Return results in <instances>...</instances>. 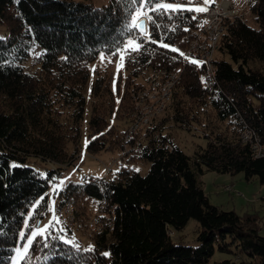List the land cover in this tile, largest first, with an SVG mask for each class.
Listing matches in <instances>:
<instances>
[{
  "label": "trees",
  "instance_id": "1",
  "mask_svg": "<svg viewBox=\"0 0 264 264\" xmlns=\"http://www.w3.org/2000/svg\"><path fill=\"white\" fill-rule=\"evenodd\" d=\"M137 7L131 0L100 6L85 0H0V25L5 28L0 36V264H9L26 219L25 234L43 216L49 182L79 152L88 63L100 54L117 55L113 53L129 38L142 47L125 52L129 74L123 86L113 90L101 76L92 85L91 96L100 100L92 101L86 148L89 154L126 148L127 159L148 161L149 169L142 175L121 164L108 177L67 183L59 201L70 199L63 206L74 203L76 227H90L98 213L104 227H90L89 245L77 243L78 252L52 238L45 247L38 237L29 260L20 264H204L215 250L233 255L219 264H264L258 216L210 203L200 180L205 170H212L243 172L245 180L255 177L264 183V0H253L248 15L224 22L212 64V89L205 66L198 72V64L191 62L197 60H189L182 65L167 115L124 142L127 125L122 120L133 104L132 91L142 86L134 78L148 69L169 72L179 66L180 53L199 23L194 11L150 13L155 23L150 22L149 33L157 41L151 43L139 39L136 29L129 30ZM176 41L179 46L174 47ZM136 110L133 106L132 126ZM208 110L224 127L204 132L206 146L188 155L172 142L167 122L187 127ZM247 134L257 136L262 149L251 148ZM30 156L59 167L42 175L25 163ZM190 218L199 222L196 246L171 237L170 228L182 230ZM53 226V237L72 235L64 220Z\"/></svg>",
  "mask_w": 264,
  "mask_h": 264
},
{
  "label": "rangeland",
  "instance_id": "2",
  "mask_svg": "<svg viewBox=\"0 0 264 264\" xmlns=\"http://www.w3.org/2000/svg\"><path fill=\"white\" fill-rule=\"evenodd\" d=\"M85 1H90L97 6L107 4L109 2V0H85ZM224 1L230 2V9L232 11H237L239 15L245 16L249 14L250 5L253 0H209L208 4H204L203 0H191V3L193 4H191L188 7H207V5L217 6ZM169 3H175V2H169ZM197 13L198 12H195V14L197 15V19L199 20L197 27H203L204 25H207L208 20L204 18V16L202 15L200 16ZM197 27H195L191 32V36L188 42L194 36ZM149 28L150 25L148 26V29ZM4 32H5L4 26L0 25V36H4L5 34ZM211 34L212 33L210 32H205L202 35V39L204 44L208 43V45L212 47L210 60L212 61V64H214L213 59L214 56L216 55L217 46L220 38L217 37L216 39H213ZM188 42L186 44V47L182 50V53L184 55L186 54L187 51ZM192 43L193 42H190L189 45L191 46ZM173 46L174 47L179 46V41L174 42ZM101 56H103L104 59H101ZM226 58L229 60V57ZM197 61L200 60L198 59ZM183 63H184V58H182V63L174 68L182 69ZM156 69L146 70L143 76L134 78L135 82L141 83L142 86L143 85L146 86L148 79L150 77L149 74ZM199 70L200 68H198V71ZM128 74L129 72L126 70L125 59L123 61V64H121L119 54L115 56L100 54L96 59L88 63V79L84 89L85 107H84L83 119L81 122V137H80L79 152L76 155L73 163L69 166H65L64 168H62L60 170V173L56 175L55 180L49 182V187L46 191L47 209L42 217H40L35 222L31 223V228L27 234L35 231L36 228L38 227L39 228L45 227L49 225V223H52L53 225H61L62 220H64L65 226L67 227V221L65 219V216L58 214L56 211V205L59 202L60 191L65 187L67 183L71 181L81 182L84 179V177L89 178L90 176L94 178L108 177L109 170L115 171L117 168H119L121 164L129 166L136 171L138 169L139 170L138 172L142 175H144L148 171L150 166V163L148 161L136 157L132 159H127L123 155L124 151L127 150L126 148H124V150L114 149V150L100 151L95 154H89L86 148L87 142L89 140L88 122L92 110V101L95 99L94 97L91 96V88L95 79L99 76L104 77L103 80L104 84H108V85L110 84L113 90H115L118 85H120L121 87L123 86L125 79L128 77ZM161 80H163V78L158 80V82ZM150 90L151 89H149L148 91ZM152 95L154 96V98H156L158 96V91H154ZM95 100L98 102L100 99L97 98ZM157 101L159 100L153 101L155 108H158V104L155 103ZM166 109L167 107L165 109L163 108L158 116H153L152 121L154 119L155 121H158L163 116H166L167 115ZM125 115L126 117L125 118L123 117L122 121H125L127 127L129 126V128H131L132 124L130 125L131 121L130 118L127 116V112ZM166 127H167L166 132L170 134L172 142L178 147H180L186 154L192 155L199 148H203L206 146L207 138L204 136V132H209L211 128H213L214 131L222 129L224 127V123L217 122L212 111L208 110L207 112H202L200 114L199 122H195L191 120L190 124L187 127L177 125L176 122L173 121L172 119H170L167 122ZM141 128L139 129V131L141 130ZM248 136L249 135L247 134L245 138L243 135L245 139H247ZM68 148L71 149L72 145L69 144ZM25 163L38 170L42 175H45V173L50 169L59 167V165L57 164H52L48 161L42 160L41 158L34 156L27 157ZM200 180L202 182V187L205 193L207 194L210 203L217 205L225 210H234L236 213L240 215H243L245 213H249V214L255 213L260 219V234L264 235V183L261 184L255 177L248 181L245 180L243 176V172L230 174V173H218L212 170H205L204 173L200 176ZM61 181H63L62 185L60 184ZM54 186H59L57 191L53 190ZM53 201H55L54 205H53ZM38 202L39 200L36 201L34 206L37 205ZM53 208H54L55 216L59 217V221H60L59 223H56L55 220L53 219V211H52ZM62 208L64 209L65 213L67 212V210L69 211V209L66 208V205L65 206L62 205ZM32 209L30 210L29 213H31ZM93 215L94 214L91 215V218ZM73 224L74 226L72 228L73 230L72 235L70 236L63 235V237L65 239H72L74 237L75 242L85 248L86 246L89 245L90 242L88 237V232L92 230L91 224H90L91 228L88 226L84 230L77 228L75 221L73 222ZM27 225H28V221L26 219L21 232L26 233L25 227ZM198 228H199V222L194 218H190L182 230L178 231V230H174L173 228H170V230L172 231L171 237L175 242H185L186 244L196 246L198 244V241L196 239ZM27 234L25 235L27 236ZM25 244H26V240L20 239V235H19L18 243L14 247V250L16 248H23ZM15 255L16 253L15 251H13L9 264H13V258L15 257ZM228 258L232 259L233 255L215 250L214 254L211 256L209 261L204 264H219L221 260Z\"/></svg>",
  "mask_w": 264,
  "mask_h": 264
},
{
  "label": "built area",
  "instance_id": "3",
  "mask_svg": "<svg viewBox=\"0 0 264 264\" xmlns=\"http://www.w3.org/2000/svg\"><path fill=\"white\" fill-rule=\"evenodd\" d=\"M177 3H181L183 5H189V0H175ZM208 11L206 12H201L197 13L198 15L204 16L208 20L207 25H204L203 27H197L194 33V36L190 39V41H195V48H188L186 54H183L184 58V63L185 65L189 60H190V55L196 53V50L199 49V47H202V34L204 29H211L212 30V36H217L220 38L223 30H224V22L228 18H232L235 16H241L238 14L237 11H232L230 9V2L229 1H224L221 4L217 6H207ZM147 24L150 23L147 21ZM223 22V25H222ZM211 64V71L210 76L211 79H213V74H212V63ZM182 69L181 68H172L171 71L169 72H161V68L153 70L149 74V79H148V86H141L140 88L134 90L131 93V100H132V106L131 108L127 111V116L132 119L133 115V106H142L143 108V115L140 118L139 121V126L137 128H129V126L126 128L124 135H123V141H129L138 131L141 127L148 125L151 122V115H157L162 108H166L172 95L174 92V88L176 86V83L178 82L180 73ZM167 74H176V81L174 82L173 85H171L168 88H159L158 87V80L161 79L163 76ZM149 87H157L158 88V96L155 98V100H160V94H168V101H160V107L158 108H151L150 105H148L147 102H135V94L140 93V92H147ZM248 143L250 144L251 148L252 147H258V146H263L262 143L259 142V139L257 136H249ZM94 181V179L90 180ZM103 202V201H102ZM70 206H73V216H66L64 215V209L61 207V200L57 203L56 205V211L58 214L64 215L65 219L67 221V228L71 229L73 228L74 224V203H70ZM103 214H96L93 216V221L91 223V227L95 229V231H99L101 228L104 227V218L102 217Z\"/></svg>",
  "mask_w": 264,
  "mask_h": 264
},
{
  "label": "snow or ice",
  "instance_id": "4",
  "mask_svg": "<svg viewBox=\"0 0 264 264\" xmlns=\"http://www.w3.org/2000/svg\"><path fill=\"white\" fill-rule=\"evenodd\" d=\"M204 4H208L209 0H203ZM189 3H191V0H189ZM132 5L139 4V7L134 9V14L132 15L130 25H128L129 30L136 29L139 33V39L142 40H149L151 43H157V41L151 39L150 33L147 31V26L143 22V20H147L149 22L155 23V19L153 15L150 13H160V14H167V13H182L184 11H194V12H206L208 11L207 7H185L184 5L176 4V3H164L161 2V0H131ZM143 18V20H142ZM195 18V17H193ZM3 39V38H0ZM160 46L163 48H170L168 44L160 42ZM142 47V44L137 39L129 38L126 41V44L124 48L119 49L117 53L119 54V58L121 60V64H123V61L125 59V52L131 53V52H138L140 51ZM171 51L176 52L179 51L176 48H171ZM183 55V53H180ZM101 59H104L103 56H101ZM193 64H199V61H191ZM12 167H19V165H12ZM137 171H139L137 169ZM60 184H63V181L60 182ZM59 186H54L53 190L57 191ZM40 200H43V197L40 198ZM55 204V201H53V205ZM53 211V219L56 223H59V217L55 216L54 208ZM53 224L49 223V225L42 227V228H36L35 231L25 235V233H20V239L26 240V244L23 248H16L14 251L16 253L15 257L13 258V264H20L21 260H29L28 252L33 246L34 243H39L37 238H41L45 242V247H47V241L49 238L56 239L64 244L71 245L72 248H74L77 252L80 250V246L75 242V238L72 239H65L63 236H52L51 229L53 228ZM60 232H63L64 229H59ZM92 249H86L85 251H91ZM104 255H108L105 253ZM48 258L45 257V260Z\"/></svg>",
  "mask_w": 264,
  "mask_h": 264
},
{
  "label": "bare ground",
  "instance_id": "5",
  "mask_svg": "<svg viewBox=\"0 0 264 264\" xmlns=\"http://www.w3.org/2000/svg\"><path fill=\"white\" fill-rule=\"evenodd\" d=\"M176 4H180V5H183L181 3H177L176 1H174ZM195 3V2H194ZM191 4L193 3H190L189 5H184L186 7L190 6ZM205 32H210L212 33V30L211 29H204L203 30V34ZM202 34V35H203ZM212 35V34H211ZM213 39H216L217 36H212ZM203 41V39H202ZM189 42H193L195 43V41H189ZM188 42V43H189ZM188 48H195V44H193ZM211 49L212 47L208 45V43H203L202 42V47H199V49L196 50V53L194 54H191L190 55V60L192 59H196V60H200L199 64H198V67L200 68L201 65H204V76H205V81H206V84H207V87L209 89H212V87L215 85V69L212 65V74H213V79H211V76H210V71H211V58H210V55H211ZM215 49V47H214ZM208 50V52H207ZM207 52V53H206ZM207 54V55H205ZM208 54H209V57H208ZM201 69V68H200ZM200 72V70L198 71ZM163 80L159 81L158 82V87L159 88H168L170 87L171 85L174 84V82L176 81V74H167L165 76L162 77ZM161 78V79H162ZM160 80V79H159ZM200 80V79H199ZM146 86H148V82L146 84ZM149 89H151L150 91H148ZM147 90V92H140V93H137L135 95V101L136 102H147L148 101V105H150L151 108H155L154 107V103L153 101L155 100L154 96L152 95L154 91H158V88L157 87H149ZM160 100L155 102L158 104V107L160 106V101H167L168 100V94H160ZM137 107V110L136 112L134 113H137V117H136V120L134 119V125L132 126V128H137L139 126V121H140V118L142 117L143 115V108L142 106H136ZM163 109V108H162ZM162 111V110H161ZM161 111L157 114V115H151V121L153 119V116H158ZM263 146H258V147H252V148H255L256 151H259V149ZM262 149V148H261ZM70 200V199H68ZM67 200H64V201H61V207H62V204H64ZM74 201V200H73ZM70 201L66 204V208L69 209V211L67 210L68 214H70L72 211H73V206H70ZM65 208V207H64ZM63 209V208H62ZM102 229V228H101ZM100 229V230H101Z\"/></svg>",
  "mask_w": 264,
  "mask_h": 264
},
{
  "label": "water",
  "instance_id": "6",
  "mask_svg": "<svg viewBox=\"0 0 264 264\" xmlns=\"http://www.w3.org/2000/svg\"><path fill=\"white\" fill-rule=\"evenodd\" d=\"M142 20H143V18H142ZM143 22L146 24V20H143Z\"/></svg>",
  "mask_w": 264,
  "mask_h": 264
}]
</instances>
